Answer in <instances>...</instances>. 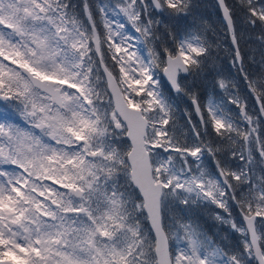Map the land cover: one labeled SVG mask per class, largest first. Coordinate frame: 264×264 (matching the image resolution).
<instances>
[{"label": "rangeland", "instance_id": "obj_1", "mask_svg": "<svg viewBox=\"0 0 264 264\" xmlns=\"http://www.w3.org/2000/svg\"><path fill=\"white\" fill-rule=\"evenodd\" d=\"M59 1L0 0V79L12 84L15 95L19 90L27 93L32 99L29 103L35 105L32 114L38 115L35 122H44L43 133L51 136V141L42 134L32 133L31 137L24 130L11 131L0 121V252L16 264H156L152 258L154 239L143 223L141 200L130 190L133 187L123 159L128 150L122 139L124 131H111L119 120L98 73L91 76L88 72L91 50L86 45H95L94 35ZM151 2L103 1L100 13L108 46L116 58L121 90L128 104L140 108L149 120L146 148L157 152L154 148L161 146L152 166L155 179L163 181L165 189L167 185L163 209L168 215L172 264H240L241 257L255 261L241 217L228 207L218 171L225 168L227 176L238 182L245 214L258 215L255 230L264 256V124L250 100L231 93L230 99L221 103L225 112L234 105L238 117L229 111L232 123L226 150L232 152L231 157L220 163L211 157L207 167L214 171H208L198 159L208 150L191 141L187 156L174 157L171 147L162 142L168 139L161 126L167 107L158 73L165 54L174 51L165 52L155 42L149 17ZM6 27L18 28L19 35L10 34ZM177 43L185 60L201 49L195 35H182ZM18 63L62 88L61 109L51 110L49 102L20 79ZM206 104L215 130L225 132L230 123L224 112L215 108L214 100ZM242 104L244 116L240 115ZM181 158L183 167L179 166ZM103 170L123 171V175L109 174L108 182L100 181ZM62 185L83 188L84 198L64 199L66 192L59 191ZM210 195L224 212L216 209L212 242L200 230L195 233L188 222L173 223L170 213L175 196L190 200L188 206L197 212L198 201L206 209L205 197ZM65 202L69 204L63 209L66 213L56 211L55 206H65ZM218 220L229 227H221ZM231 231L240 244L232 250L236 255L225 258L217 244L227 242Z\"/></svg>", "mask_w": 264, "mask_h": 264}, {"label": "trees", "instance_id": "obj_2", "mask_svg": "<svg viewBox=\"0 0 264 264\" xmlns=\"http://www.w3.org/2000/svg\"><path fill=\"white\" fill-rule=\"evenodd\" d=\"M103 1L110 0H60L58 4L65 7L67 12H71L73 17L78 18L79 22L87 24V29L91 30L95 36L96 48H89L92 59L90 63L97 68V64L102 60L114 73L116 60L108 46L105 26L101 20L100 2ZM224 2L232 18L235 38L241 55V70L235 62L234 49L231 46L227 28L214 0H172L170 2L152 0L150 5L152 12L149 13V17L154 23L152 29L155 42L165 52L177 50L179 48L177 40L183 34L196 35L200 41L201 49L188 60L189 73L180 80L181 92L173 94L159 74L161 90L168 106L169 120L165 122V125L170 121V132L176 137L173 139L180 144L181 148L190 144L189 138L194 139V134L191 135V131H195L199 135V144L206 146L210 152L207 151L208 157L211 160V157H214L219 163L221 159L229 158L232 154L231 151L226 150L228 130L225 132L210 130L213 123L206 105L207 100L211 99L217 102L218 109L223 111L221 103L229 100L231 93L240 94L248 101L250 100L254 110L256 107L250 92L252 87L264 108V0H224ZM158 69V73H160V67ZM192 98H195L201 107L205 118L204 130L201 129L193 115L190 103ZM235 108L234 105L232 108L228 107V111H233L234 118H238ZM237 165L236 162L234 166ZM180 166L182 165L180 164ZM220 169L225 171V168ZM230 183L232 186L234 181L231 180ZM236 189H239L236 201L241 207L243 191L240 186ZM181 200L178 198L171 200L172 222L179 225L184 220V216L187 217L186 221L193 225L192 217L188 218L189 216L183 215L182 209L187 207L190 200L184 202L182 200L183 203ZM191 208L190 206L191 214L196 215V212ZM233 208V213L239 216L234 206ZM161 214L163 226L168 232L166 224L168 215L163 209V203ZM184 214L187 213L184 212ZM144 225L148 229L145 220ZM194 230L195 233L200 230L206 240L211 242L216 236V233H213V228L194 226ZM149 235L151 236V234ZM235 237L236 235L231 231V234L227 235V242L223 240L217 244L218 251L224 256L236 255L232 250L240 243L239 238L236 240ZM199 245L204 248L201 242ZM208 246L212 247L213 244L210 243ZM239 251L242 252V249ZM239 260L240 264H256L248 257H241ZM230 264H234V262Z\"/></svg>", "mask_w": 264, "mask_h": 264}, {"label": "water", "instance_id": "obj_3", "mask_svg": "<svg viewBox=\"0 0 264 264\" xmlns=\"http://www.w3.org/2000/svg\"><path fill=\"white\" fill-rule=\"evenodd\" d=\"M214 1L219 8L222 20L228 30L229 40L235 52V60L240 67L241 56L237 46L229 9L224 0ZM101 68L105 76L107 90L112 98L114 111L126 127L125 136L130 143V148L126 154L127 162L129 164L130 181L137 189L139 196L143 201V210L147 217V223L155 239L154 254L156 257V263L171 264L168 238L162 226L160 212L162 183L160 181L155 182L153 179L149 153L145 147L147 119L143 116L140 109L132 107L126 102L119 85L110 71H108L104 65H101ZM179 73L184 75L188 73L186 63L182 58L181 53L177 51L174 55L167 54L165 56V64L162 68V75L173 91L179 90L177 84ZM31 79L35 85L50 93L54 102L58 105L61 104L58 89L53 87L54 82L52 80H40L36 77H31ZM250 89L252 90V88ZM253 99L264 123V109L262 103L255 93H253ZM191 103L196 117L202 123L201 111L197 102L192 99ZM240 111L243 114L242 105L240 106ZM69 191L76 197H81L83 192L79 187L71 188ZM256 217L257 215L254 213L250 215H242L254 260L257 264H264V257L255 230ZM0 264L13 263L7 259H0Z\"/></svg>", "mask_w": 264, "mask_h": 264}, {"label": "flooded vegetation", "instance_id": "obj_4", "mask_svg": "<svg viewBox=\"0 0 264 264\" xmlns=\"http://www.w3.org/2000/svg\"><path fill=\"white\" fill-rule=\"evenodd\" d=\"M92 60V59H91ZM89 63H90V61H89ZM91 64V63H90ZM91 65H93V64H91ZM94 66V65H93ZM99 77H100V79H101V84H102V86L104 85V77L101 75V74H99ZM25 78V82H26V77H24ZM0 86H6V84H3V83H0ZM45 97H46V95H44ZM32 108H34V106L32 107ZM11 110V111H10ZM14 110H16V111H18V112H12V111H14ZM30 113H33L32 111H26L25 110V107L23 106V105H21L20 104V102H19V100H18V102H17V105H13V103L11 102V101H9V100H6V99H1L0 98V119L1 118H3V117H7L8 115H12V116H20V117H23V118H25V117H28V115L30 114ZM169 120V118H167V119H165V121H168ZM228 121H229V123L230 124H227V125H231V119L229 118V119H227ZM199 123V122H198ZM200 124V123H199ZM200 127H201V129L202 130H204L205 129V118L203 117V125H199ZM170 127H171V124H170V121L167 123V125L165 126V132H166V134H168V136H169V132H170ZM21 128H22V126H21ZM210 130L212 131V130H214V131H216L215 130V127H210ZM178 133H180L181 134V132L180 131H178ZM197 134V133H196ZM195 135V134H194ZM211 135H213V134H211ZM195 137H197V138H199V135L197 134ZM215 141V140H214ZM201 145V144H200ZM201 149V148H200ZM199 149V150H200ZM181 151H188V150H184V149H180ZM261 156H262V154H260ZM224 174V177H225V179L228 181V183L230 184V181H231V179L227 176V173L225 174V173H223ZM235 189H236V187L234 186H232V188H231V184H230V190H227L226 191V196H228L229 198H230V200H231V203L232 204H234L236 207H235V210L237 211V213L238 214H240V216L242 215V208L238 205V202L235 200V196L236 195H238L239 196V189H236V193H234L235 192ZM234 191V192H233ZM215 197V196H214ZM205 198H207V197H205ZM217 198V197H216ZM208 199V198H207ZM216 199L215 198H213V195H210L209 196V199H208V201H207V203H212V204H214L213 203V201H215ZM201 203V202H200ZM202 204V203H201ZM232 204H231V207H232ZM231 207H229L230 209H231ZM216 209H217V211L219 212V213H224L222 210H221V207L220 206H217V208H214V207H209L208 209H203V213H205L206 214V216L204 217V218H202V219H199L198 220V226L199 227H206V225L208 226V227H212V226H214V224L216 223V221H217V219H215L214 217V215H215V213H216ZM234 208L232 207V210H233ZM202 213V214H203ZM245 213V212H244ZM220 223H222V224H224L225 226H227V227H229L226 223H224L223 221H220V220H218ZM206 224V225H205Z\"/></svg>", "mask_w": 264, "mask_h": 264}]
</instances>
